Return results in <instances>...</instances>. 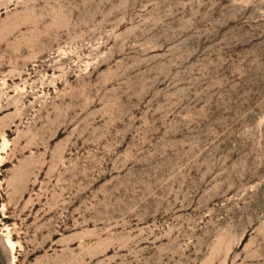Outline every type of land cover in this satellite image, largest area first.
Returning <instances> with one entry per match:
<instances>
[{
  "label": "rangeland",
  "instance_id": "rangeland-1",
  "mask_svg": "<svg viewBox=\"0 0 264 264\" xmlns=\"http://www.w3.org/2000/svg\"><path fill=\"white\" fill-rule=\"evenodd\" d=\"M0 264H264V0H0Z\"/></svg>",
  "mask_w": 264,
  "mask_h": 264
}]
</instances>
